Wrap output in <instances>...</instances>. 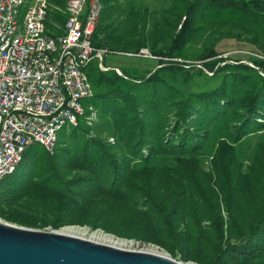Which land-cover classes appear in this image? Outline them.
<instances>
[{
    "label": "trees",
    "instance_id": "obj_1",
    "mask_svg": "<svg viewBox=\"0 0 264 264\" xmlns=\"http://www.w3.org/2000/svg\"><path fill=\"white\" fill-rule=\"evenodd\" d=\"M51 1L65 8V0ZM168 1L176 8L158 16L147 8H128L125 0H100L94 47L125 53L149 49L156 69L144 76L138 67L124 69L121 76L93 61L87 73L94 97L86 104L96 118L64 127L53 154L38 143L27 149L22 160L27 164L21 162L0 184V217L30 227L83 225L61 216L89 197L82 198L80 189L114 198L136 192L138 206L158 214L170 234L195 245L182 249L183 260L264 264V0ZM66 19L52 12L49 32H56L53 22L63 26ZM232 39L252 45L248 52L263 57H251L263 74L223 57L218 45ZM192 47L199 49L195 58L188 54ZM255 137L244 166L240 147ZM210 156L216 178L203 168ZM36 158L47 169L40 183L31 177ZM28 193L54 196L56 218L45 222L17 210ZM192 196L202 208L188 206ZM184 211L194 229L178 228L174 216Z\"/></svg>",
    "mask_w": 264,
    "mask_h": 264
},
{
    "label": "built area",
    "instance_id": "obj_2",
    "mask_svg": "<svg viewBox=\"0 0 264 264\" xmlns=\"http://www.w3.org/2000/svg\"><path fill=\"white\" fill-rule=\"evenodd\" d=\"M0 0V184L22 162L35 143L53 153L60 131L77 126L94 97L87 70L93 61L102 71L111 54L154 59L146 48L138 53L94 47L100 0ZM67 16L63 26L50 14ZM94 116V114L92 115ZM92 120L91 117H85ZM110 141H114L111 138Z\"/></svg>",
    "mask_w": 264,
    "mask_h": 264
},
{
    "label": "rangeland",
    "instance_id": "obj_3",
    "mask_svg": "<svg viewBox=\"0 0 264 264\" xmlns=\"http://www.w3.org/2000/svg\"><path fill=\"white\" fill-rule=\"evenodd\" d=\"M125 3L127 4L128 8H136L140 10H144L145 8H147L151 12H156L158 16L164 9L170 8V10H174L176 8L168 0H125ZM252 48V45L246 42H240L233 39L223 40L218 45V50L222 53L223 57L227 58L230 62H234L236 64H248L262 73V71L259 69V67L256 66L253 61L255 60V58L260 59L263 57L251 55L248 51ZM198 50V48L192 47L189 49L188 54L192 58H195L198 54ZM251 57L254 58L253 61L251 60ZM154 61L155 60H152L150 58L138 60L126 58L123 56H108L106 66L108 68H118L122 72V74L124 69H132L138 67L141 75L144 76L155 71L156 65ZM193 63H196L195 65H197L198 68L204 70V73L208 74L209 76L213 75V73L207 72L204 68H202L198 61L193 60ZM90 112V114L86 113V115L83 117L89 116L91 117V119L94 117L92 120L86 119L89 124H92L93 120L97 116V113L96 110H90ZM93 114L94 116H92ZM257 139L258 137H255L254 139L245 142L240 147L238 155L239 158L244 162V166L248 165L250 162L249 158L254 151ZM206 159L207 160H205L203 168L207 172H211L214 175V178H216L217 173L215 171L214 164L211 161L212 156ZM23 162L24 161H22V163ZM32 163V180L36 183H40L41 179L47 171V169H45L46 163L43 159L37 158L33 160ZM26 164L27 163L24 162L21 165L23 167ZM74 173L75 171L72 170L68 172V174ZM8 179L9 176L5 177V180ZM79 192H81L82 198H85L86 195H89V197L83 199V202L80 204L67 207L65 211H63L61 216H63L65 219L71 217V219L76 221H85V224L62 225L58 228H54L51 224H48L44 227L31 228L59 232H61L62 230H66L67 233L64 232L66 234L110 244L123 249L165 254L174 258L175 260H179L187 264H199L194 260L185 261L182 259V249H194L195 245L188 246L185 242L170 234L169 231L164 229L165 223L158 216V214L138 206L136 204V200H140L141 197L138 196L136 192L130 193L123 198L97 197L93 195V192L83 189H80ZM40 196H42V193L41 195L39 193H34V195H30V193H28L21 199H19V202L17 206H15V208L25 213L29 218L31 217L45 222L54 220L58 215V213H56L55 211L57 206L55 197L52 195H48L39 198ZM195 199L196 196H192L189 199L190 203H188V206L189 204H191L190 206L192 208L194 206H197V208H202L203 204L196 205ZM167 203L171 205L170 202ZM173 205L174 204H172V206ZM209 208V206L205 207V210ZM193 213L197 212L193 210ZM222 213L223 216H226V212L223 207ZM174 218V220L177 222L178 228H187L190 230L194 229V223L190 220L191 214L187 215L186 211L180 212L179 214L175 215ZM15 224L21 225L18 223ZM94 224H99L100 227L95 229L93 227ZM71 227L74 229H71ZM106 229L109 231H106ZM145 238H151L152 241L157 242L158 244L152 243V241H143ZM204 243H206V246H209V239L205 238ZM204 255L205 257L209 256V253L205 251Z\"/></svg>",
    "mask_w": 264,
    "mask_h": 264
},
{
    "label": "water",
    "instance_id": "obj_4",
    "mask_svg": "<svg viewBox=\"0 0 264 264\" xmlns=\"http://www.w3.org/2000/svg\"><path fill=\"white\" fill-rule=\"evenodd\" d=\"M0 264H185L59 231L17 225L0 217ZM193 264V263H192Z\"/></svg>",
    "mask_w": 264,
    "mask_h": 264
},
{
    "label": "bare ground",
    "instance_id": "obj_5",
    "mask_svg": "<svg viewBox=\"0 0 264 264\" xmlns=\"http://www.w3.org/2000/svg\"><path fill=\"white\" fill-rule=\"evenodd\" d=\"M71 229H74V228L71 227ZM61 232L64 233V232H66V230H62ZM66 233H67V232H66ZM120 241H121V240H120ZM122 242H123V241H122ZM116 243H117V242H116ZM185 264H187V263H185Z\"/></svg>",
    "mask_w": 264,
    "mask_h": 264
}]
</instances>
